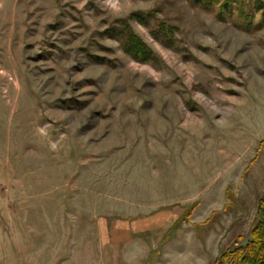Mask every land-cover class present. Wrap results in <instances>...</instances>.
I'll list each match as a JSON object with an SVG mask.
<instances>
[{
  "label": "rangeland",
  "instance_id": "obj_1",
  "mask_svg": "<svg viewBox=\"0 0 264 264\" xmlns=\"http://www.w3.org/2000/svg\"><path fill=\"white\" fill-rule=\"evenodd\" d=\"M263 187L264 0H0V264H214Z\"/></svg>",
  "mask_w": 264,
  "mask_h": 264
},
{
  "label": "trees",
  "instance_id": "obj_2",
  "mask_svg": "<svg viewBox=\"0 0 264 264\" xmlns=\"http://www.w3.org/2000/svg\"><path fill=\"white\" fill-rule=\"evenodd\" d=\"M119 40L123 48L135 58H151V50L146 43L125 24ZM258 221L251 232V238L244 244L228 248L215 260L214 264H264V187L258 203Z\"/></svg>",
  "mask_w": 264,
  "mask_h": 264
}]
</instances>
